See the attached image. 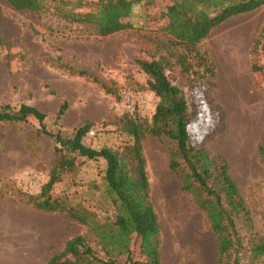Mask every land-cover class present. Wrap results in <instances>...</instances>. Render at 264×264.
I'll use <instances>...</instances> for the list:
<instances>
[{
    "label": "rangeland",
    "instance_id": "374dc122",
    "mask_svg": "<svg viewBox=\"0 0 264 264\" xmlns=\"http://www.w3.org/2000/svg\"><path fill=\"white\" fill-rule=\"evenodd\" d=\"M75 1H48L38 17L0 0V104L12 109L21 104L34 107L45 115L46 131L65 137L88 123L86 146L120 151L131 142L122 131L124 118L149 123L158 103L137 61H162L172 84L183 91L192 118L190 143L202 144L214 163L211 184L217 186L213 178L225 163L238 188L245 208L233 213L239 264H264V255L254 259L251 254L254 245L264 242V163L258 156V147L264 149V7L228 19L197 46L210 73L198 66L193 54L188 56V70L177 63L174 55L184 49L161 32L168 24L165 12L170 0H157L152 7L136 5L124 20L132 29L105 37L58 16V7L71 10ZM92 1L84 0L74 11H89ZM59 65L90 76L71 75ZM252 65L261 70L253 72ZM123 95L130 97L132 109L123 107ZM143 100L145 104L140 103ZM64 102L66 112L56 121ZM39 130L31 117L26 122L0 123V200L27 205L47 183L54 142ZM175 149L163 138L142 142L150 201L159 224L160 262L219 264L217 237L207 215L193 194L183 189L187 167L182 160L178 168L170 167ZM105 168L103 160L80 158L50 195L84 207L99 219H111L114 207L103 182ZM203 197L207 196L203 193ZM71 223V234L83 236L95 255L106 260L94 234Z\"/></svg>",
    "mask_w": 264,
    "mask_h": 264
},
{
    "label": "trees",
    "instance_id": "16d2710c",
    "mask_svg": "<svg viewBox=\"0 0 264 264\" xmlns=\"http://www.w3.org/2000/svg\"><path fill=\"white\" fill-rule=\"evenodd\" d=\"M4 1L16 11H27L40 17L47 8V2L51 0ZM83 1L76 0V7L68 11L58 7V16L105 37L132 29V25L124 20L129 18L133 8L139 4L152 7L157 0H93L88 6L89 11L75 12V8L82 7ZM170 1L165 12L168 24L161 32L171 36L173 44L184 49L185 52L174 55L177 63L182 69L188 70V56L193 54L198 66H205V70L210 73L212 69L197 46L213 29L228 19L264 7V0ZM61 3L64 5L66 2ZM137 65L147 76V87L158 99V103L149 123L136 118H124L122 131L131 138V142L120 151L110 148L95 150L86 146L83 138L90 130L91 125L88 123L73 129L65 137L60 133L46 131L43 125L45 115L34 107L21 104L18 109H12L9 105L0 104V123L26 122L31 117L38 122L39 133L50 137L54 142V161L48 181L40 194L29 198L26 204L41 212L63 214L69 221L86 227L94 234L107 257L106 260L98 258L84 237L78 235L68 240L63 250L51 257L46 264H161L158 251L159 224L150 201L142 153V142L148 137L167 139L175 144L170 167L178 168L179 160L187 167L189 173L183 181V189L193 194L195 201L207 215L210 229L217 237L218 263L229 264L231 260V264H239V240L233 213L245 211V208L236 184L229 177L227 165L222 163L217 168V175L212 181L217 186L213 187V161L202 144L190 143L188 126L192 118L188 115L183 91L172 84L162 61H137ZM59 67L68 69L71 75L90 76L86 71L74 70L67 65ZM251 70L259 72L261 67L252 65ZM66 109L67 104L64 102L57 111L56 121L65 114ZM206 138L211 139L212 135H207ZM258 156L264 163L262 147H258ZM80 158L105 162L103 182L114 207L111 219H99L84 207L71 206L63 199L50 195L53 186L76 168ZM251 254L254 259L264 255V242L254 245ZM120 257L124 258L123 262L118 260Z\"/></svg>",
    "mask_w": 264,
    "mask_h": 264
},
{
    "label": "crops",
    "instance_id": "0c3cea01",
    "mask_svg": "<svg viewBox=\"0 0 264 264\" xmlns=\"http://www.w3.org/2000/svg\"><path fill=\"white\" fill-rule=\"evenodd\" d=\"M63 214L0 200V264L46 263L72 239Z\"/></svg>",
    "mask_w": 264,
    "mask_h": 264
},
{
    "label": "built area",
    "instance_id": "2783aa9c",
    "mask_svg": "<svg viewBox=\"0 0 264 264\" xmlns=\"http://www.w3.org/2000/svg\"><path fill=\"white\" fill-rule=\"evenodd\" d=\"M122 103H123V107H125L127 109H132V107H133V102H131L130 97L128 95H123ZM140 103L145 104L144 100L140 101Z\"/></svg>",
    "mask_w": 264,
    "mask_h": 264
}]
</instances>
